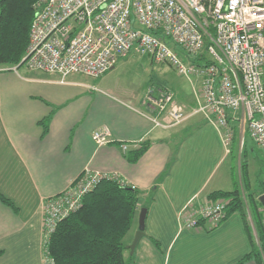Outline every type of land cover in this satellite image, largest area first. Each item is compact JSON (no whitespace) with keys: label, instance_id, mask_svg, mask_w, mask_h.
<instances>
[{"label":"crops","instance_id":"1","mask_svg":"<svg viewBox=\"0 0 264 264\" xmlns=\"http://www.w3.org/2000/svg\"><path fill=\"white\" fill-rule=\"evenodd\" d=\"M19 69L0 70V192L17 208L0 201V264H45L44 200L66 189L86 168L117 175L141 191L133 230L124 238L130 264H233L252 250L239 212L211 230L184 227L180 219L187 204L198 206L212 191L235 189L226 165L235 149L248 155L239 161L247 166L246 183L252 190L249 166L257 147H264L234 116L228 146L202 113L175 126L154 125L148 114L157 111L142 104L149 91L118 97L112 93L115 86H104L102 79L88 83L80 77L84 74H71L61 82L58 74ZM196 90L184 100L175 94V100L191 108ZM50 113L44 133L41 120ZM104 124L113 141L97 144L92 132ZM246 135L255 146L245 141ZM146 141L148 149L130 162L121 143H130L133 150ZM142 207H147L145 234L132 251ZM244 264L257 263L251 259Z\"/></svg>","mask_w":264,"mask_h":264},{"label":"built area","instance_id":"2","mask_svg":"<svg viewBox=\"0 0 264 264\" xmlns=\"http://www.w3.org/2000/svg\"><path fill=\"white\" fill-rule=\"evenodd\" d=\"M176 46L185 52L187 62ZM133 50L198 79L191 108L177 102L170 89H159L157 96L147 94L148 106L157 111L148 114L154 125L171 127L202 113L228 143L233 135L229 118L234 116L241 129L264 147V0H36L22 62L30 70L58 74L64 82L71 74L100 77ZM92 138L97 144L112 142L111 128L106 124L96 128ZM129 146L121 143L125 153ZM108 177L117 175L86 168L66 189L44 200L45 247L58 223ZM227 203L207 199L198 206L187 204L180 212L181 225L198 229L204 218L216 226ZM44 262L53 264L46 254Z\"/></svg>","mask_w":264,"mask_h":264},{"label":"trees","instance_id":"3","mask_svg":"<svg viewBox=\"0 0 264 264\" xmlns=\"http://www.w3.org/2000/svg\"><path fill=\"white\" fill-rule=\"evenodd\" d=\"M35 1L0 0V67L23 65ZM51 117L52 113L41 120L44 133L48 131ZM148 147L146 141L128 150V160L136 162ZM140 194L139 189L118 177L103 178L84 195L81 206L58 223L46 247L43 242V259L46 254L53 264H130L124 255V238L139 211ZM258 197L256 191L241 193L238 188L215 190L208 195V200H228L225 215L216 226L239 212L252 242V250L233 264H244L251 259L264 264V206ZM0 201L17 211L14 203L1 192ZM198 225L202 230L216 227L204 218Z\"/></svg>","mask_w":264,"mask_h":264},{"label":"rangeland","instance_id":"4","mask_svg":"<svg viewBox=\"0 0 264 264\" xmlns=\"http://www.w3.org/2000/svg\"><path fill=\"white\" fill-rule=\"evenodd\" d=\"M175 50L179 54V57L181 59L186 62L188 61L187 57L185 56V52L179 46H176ZM19 71L31 72L25 65L20 67ZM80 77L88 83L102 79L101 81H104V83H102L104 86L114 85L115 89L112 93H114L118 97H122L123 94L132 93L141 96L148 91V93L152 91L154 95L157 96L160 95L159 89H170L171 91L175 92L174 94H176L179 99L184 100L187 96H189V94L193 93L192 91H195V89H199V83L196 77H192V79H190L181 74L178 69L171 63L155 62L150 58V56L134 50L131 51L128 55L117 59V62L114 67L109 69L107 73L103 76L94 78L87 75H81ZM104 86L100 85L97 87H100L99 89L103 90L107 89ZM147 94L142 100V104L145 107L148 106ZM244 139L248 144H252L253 146H255V144L248 135H246ZM229 142L227 144L228 146H231L229 145ZM257 148L259 149H257L254 161L252 162V164H250L249 169L250 175L254 176V180L252 179V190L260 192L262 191L264 185V183L262 182V177L264 176V149L260 147ZM234 151V156L229 157L226 163V165L229 164L227 166L228 172H232L231 179L233 186L231 187L240 189L241 193H243V191H252L251 188H248L246 183L247 166L245 167L241 163V161H239V159L242 160L248 155L241 152L242 148L240 149V151L238 149H235ZM230 163L233 166H230ZM250 221L251 224H253L251 218ZM132 230L133 229H131L130 232H132ZM129 236H131V233L130 235H128V238L130 239L131 237ZM129 239L126 240L128 241Z\"/></svg>","mask_w":264,"mask_h":264},{"label":"water","instance_id":"5","mask_svg":"<svg viewBox=\"0 0 264 264\" xmlns=\"http://www.w3.org/2000/svg\"><path fill=\"white\" fill-rule=\"evenodd\" d=\"M259 201L262 203L264 206V193L259 195L258 197ZM146 214H147V207H142L139 212V228L135 233L134 239L132 244L130 245L131 250L135 248L136 244L140 240V238L145 234V219H146Z\"/></svg>","mask_w":264,"mask_h":264}]
</instances>
